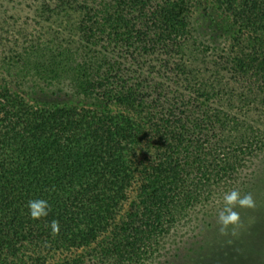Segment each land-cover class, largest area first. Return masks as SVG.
I'll list each match as a JSON object with an SVG mask.
<instances>
[{"label": "trees", "instance_id": "1", "mask_svg": "<svg viewBox=\"0 0 264 264\" xmlns=\"http://www.w3.org/2000/svg\"><path fill=\"white\" fill-rule=\"evenodd\" d=\"M234 189L264 224V0H0V264H202Z\"/></svg>", "mask_w": 264, "mask_h": 264}, {"label": "rangeland", "instance_id": "2", "mask_svg": "<svg viewBox=\"0 0 264 264\" xmlns=\"http://www.w3.org/2000/svg\"><path fill=\"white\" fill-rule=\"evenodd\" d=\"M19 5H17V9L8 7V10H11L8 14H16V16L22 17L28 16L30 4L21 3V5ZM205 8L214 25L225 30L229 29V23L224 16L215 11L210 5L205 4ZM263 200L264 199H261L258 203L256 214H260L258 216L264 218ZM243 220L244 219L241 218L237 225H230L224 231H221V225L219 223L211 225L212 228L218 231L217 238L220 240V243L223 242V244H219L221 248L216 244L212 246L215 253L217 251L219 252V254L216 253L217 256L215 257L214 253L210 254V250L205 251V249L203 252L202 264H264V224H241ZM248 232L249 234L247 236ZM248 243H250V246L246 245Z\"/></svg>", "mask_w": 264, "mask_h": 264}, {"label": "clouds", "instance_id": "3", "mask_svg": "<svg viewBox=\"0 0 264 264\" xmlns=\"http://www.w3.org/2000/svg\"><path fill=\"white\" fill-rule=\"evenodd\" d=\"M224 207L218 214V223L221 225V231L226 230L230 225H237L240 221V216L235 209L240 208H254L255 201L251 193L241 195L238 190H231L224 194L223 197ZM28 209L30 216L34 220H39L41 218L47 217L51 210L49 203L46 200H31L28 202ZM52 234L59 235L60 225L59 221H51Z\"/></svg>", "mask_w": 264, "mask_h": 264}]
</instances>
